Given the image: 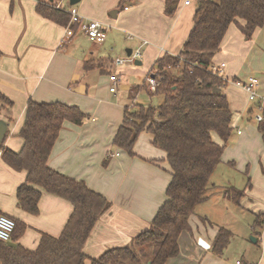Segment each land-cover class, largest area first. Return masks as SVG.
<instances>
[{
  "label": "crops",
  "instance_id": "crops-1",
  "mask_svg": "<svg viewBox=\"0 0 264 264\" xmlns=\"http://www.w3.org/2000/svg\"><path fill=\"white\" fill-rule=\"evenodd\" d=\"M53 1L56 0H0V92L13 101L11 108L0 101V119L9 124L5 145L19 151L23 147L19 132L30 100L64 102L80 107L88 115L81 125L70 121L64 123L48 163L60 173L84 180L112 202L84 247L88 255L86 264H92L93 258L100 257L110 248L131 244L135 236L149 229L167 200L166 191L172 175L166 153L153 144V135L148 131L139 135L134 147L135 156L115 146L113 141L123 123L126 107L130 108L132 104L159 106L164 102V96L152 95L147 86L136 88L144 84L146 74L157 59L166 53L178 55L182 51L194 26L197 0H190L189 4H186L187 0H179L173 14L167 13L166 0L80 1L77 9L84 18L105 25L104 43L92 41L79 29L71 37L66 36L65 26L42 16L37 10L39 2ZM239 22L244 24L245 20L239 19ZM108 28L115 30L108 32ZM144 41L147 44L142 47V63H134L144 66V70L141 67L132 71L130 67L125 68L126 63L119 67L114 64L116 58L125 56L107 57L108 49L135 50ZM120 52L123 53L122 49ZM222 63L225 64L222 77L228 80L223 92L233 111V130L237 128L238 135H244L237 120L246 122L251 129L250 122L256 121L259 104H264V26L258 27L251 39H246L238 25L232 23L212 64L220 66ZM124 68L127 73L143 79L131 86H121L125 92L118 95V88L111 91L110 76L117 74L120 77ZM249 77L259 81L255 101H251L248 93L235 83L236 80L245 82ZM134 89L137 93L132 95ZM144 92L151 99L149 103L140 99ZM251 132L254 133L253 129ZM214 139L222 143L219 136L214 135ZM226 147L222 162L227 158L226 162L231 166L240 164L226 156ZM262 154L260 165L264 169V149ZM105 160H108L107 164ZM258 169L261 172V168ZM26 176V171L13 169L0 157V214L24 223L25 230L18 242L35 250L43 233L54 237L61 235L73 205L69 200L43 190L38 214L22 209L17 202V190L26 181ZM215 185L217 188L205 202L222 203V211L205 213L199 209L200 215L194 212L189 229L180 234L179 255L168 259L166 264H236L237 260L243 264H264V225L256 224L257 217L264 215V173L262 179L258 178V185L254 180V186L245 188V196L239 204L224 191L235 185ZM239 209L247 213L248 223L243 232L236 228ZM220 228L229 230L231 238L222 254H217L213 243ZM252 236L256 237L255 242ZM145 262L141 260L140 264L148 263Z\"/></svg>",
  "mask_w": 264,
  "mask_h": 264
},
{
  "label": "trees",
  "instance_id": "trees-1",
  "mask_svg": "<svg viewBox=\"0 0 264 264\" xmlns=\"http://www.w3.org/2000/svg\"><path fill=\"white\" fill-rule=\"evenodd\" d=\"M178 2L166 0L168 14L174 13ZM37 10L62 26L69 24L71 15L51 2H39ZM239 19L245 23L241 24ZM232 23L238 25L246 39H251L254 31L264 26V0H197L194 26L182 51L178 55L166 53L151 69H158L160 85L156 91L149 92L164 96V102L159 106L135 104L132 109L126 107L114 145L135 156L139 135L143 131L150 132L153 144L166 153L172 180L166 191L167 200L150 228L135 236L131 244L110 248L93 258L92 264H139L142 258L149 256L146 251L149 246L153 250L147 264L150 261V264H166L168 259L179 255L180 234L189 229L196 207L217 188L211 178L233 132V111L223 92L228 80L210 70ZM73 29L78 30V25L74 24ZM0 101L9 108L13 106V101L1 92ZM87 118L88 115L75 105L30 100L19 132L23 139L21 150L7 147L6 137L0 143L3 161L15 170L27 172L26 181L17 190V202L22 209L38 214L43 190L73 205L61 235L54 237L43 233L35 250L18 242L25 225L14 219L16 229L11 239L14 245L0 240V264H86L85 244L112 202L84 180L56 171L48 161L64 123L81 125ZM258 130L264 140V120L258 122ZM214 134L222 143L214 139ZM251 186L249 177L247 187ZM245 192L235 186L225 189V194L238 204ZM256 224L263 227L264 215L257 217ZM230 238L231 232L220 228L213 243L214 252L222 254Z\"/></svg>",
  "mask_w": 264,
  "mask_h": 264
},
{
  "label": "rangeland",
  "instance_id": "rangeland-1",
  "mask_svg": "<svg viewBox=\"0 0 264 264\" xmlns=\"http://www.w3.org/2000/svg\"><path fill=\"white\" fill-rule=\"evenodd\" d=\"M59 1L60 0H56L55 2H59ZM63 4L65 7H68V8L71 7L69 0H63ZM79 4L80 3H77L75 5V7L77 8ZM112 30H115V29L108 28V32H110ZM103 48L107 49V48H105V46ZM121 49H122L123 53L120 52ZM108 50H110V53H108V56H107L109 58H116L117 56H120V55L122 57L128 56L127 50L125 47L124 48L120 47L119 50H117L115 48L114 51H111L112 49H108ZM127 67H130V69H132V71H136L137 69H140L141 67L143 70L145 69L144 66H139V65H136L134 63H130V64L126 63L125 68H127ZM125 68H124V70L121 71V76L119 77V81L117 83V88H118L117 94L118 95H122V93L125 92V90L121 86L126 85V84L131 86L133 84H137L139 82H142V79H143L142 77H139L137 74L127 73ZM116 69H118V68L116 67ZM124 73H126V74L123 75ZM101 75H103V74H101ZM146 76H147V74H146ZM100 78L103 79L104 76H101ZM144 85L147 86L146 84H144ZM144 88H146V87H144ZM148 90L149 89L147 87V91ZM102 91H104V89H102ZM136 93H137V90L134 89L132 91V95H134ZM148 96L149 95L146 92H144L143 95L140 97V99L141 100L144 99V101L146 103H149L151 101V99ZM140 99H138V101H140ZM154 101L156 103V100H154ZM155 103H153V104H155ZM132 108H134V104L131 105L130 109H132ZM237 123L239 124V127L244 131V135H238V133H237L238 129L234 128L232 136H231L230 140L227 142L228 145L226 147V150H227L226 156L229 157L230 160L236 161L237 164H238V162H240V164H238L239 166L238 165L231 166L228 164V162H226V160H227V158H226V160H224V162L221 161V163L218 165L214 175L211 178V181L216 183L217 185H224V184H230L231 183L232 185H235L236 187H238L240 189H245V188H248L247 185H248L249 177L251 178V184H253V186H254V180H256V183L258 185V178L262 179V174L264 173V169L260 165V158L263 156L262 151L264 149V140H263V137L260 134V132L257 130L258 122L257 123H256V121L250 122V124L253 126V128L251 126V129H253L254 133H252L251 129L249 127H247L248 124L246 122L238 119ZM255 123H256V125H255ZM145 133H147V132H145ZM214 135L217 137L216 134H214ZM244 161H245V163H244L245 166L242 164ZM167 165H168V170L170 171V166H169L168 162H167ZM258 167L261 168V172H259ZM219 190L223 192V190L221 188ZM224 191H225V189H224ZM245 191H246V189H245ZM216 194H218V193H216ZM221 207H222V203L220 205H217V203L215 201L209 200L208 202L204 201V203L201 204L200 207L197 206L195 209V212H197V215H200L199 213H201V211L199 209H201L202 212H205V213H219L220 211H222ZM239 210H240V212H239L240 217H239V219H236V228H238V230L240 232H243L245 230V226L248 223L247 218L245 216V214H247V213L246 212L244 213V211L242 209H239ZM245 232H247V231H245ZM135 249L137 251H139V248H137V246L135 247ZM152 250H153L152 246H149L147 248L146 251L148 252L149 256L147 255L148 257L142 258L141 259L142 262L146 263L145 261H147L151 257L150 255L152 253Z\"/></svg>",
  "mask_w": 264,
  "mask_h": 264
},
{
  "label": "built area",
  "instance_id": "built-area-1",
  "mask_svg": "<svg viewBox=\"0 0 264 264\" xmlns=\"http://www.w3.org/2000/svg\"><path fill=\"white\" fill-rule=\"evenodd\" d=\"M70 1V0H69ZM82 1V0H80ZM190 0L186 1V4H189ZM52 5L57 9H61L63 11L68 12L71 15L69 24L66 26V36L71 37L75 34L76 30L73 29V25L77 24L78 29L81 30L89 39L98 43H104L106 40V27L103 23L97 20H91L84 18L75 7L76 4H71V7H65L63 4V0L59 2H52ZM147 44L146 41L139 48L132 50L130 56L125 58L118 57L115 59L114 64L119 67L124 65L125 63H135L137 60H141L143 56L142 47ZM225 67V64L222 63L220 66L211 65L210 70L222 76V68ZM159 71L158 69H153L150 71L145 79V84L148 89L152 92L156 91L157 87L160 85L159 81ZM110 79L113 83L111 86V91L115 92L117 90V83L119 81V77L117 74H112ZM237 85L242 87L249 95V99L251 101H255L257 99L256 87L258 86V79L256 77H249L247 81H235ZM259 112L256 114L255 118L257 122H261L264 120V104H259L258 106ZM16 229V221L9 215L0 214V240L1 241H11L13 233ZM236 264H243L241 260H237Z\"/></svg>",
  "mask_w": 264,
  "mask_h": 264
},
{
  "label": "water",
  "instance_id": "water-1",
  "mask_svg": "<svg viewBox=\"0 0 264 264\" xmlns=\"http://www.w3.org/2000/svg\"><path fill=\"white\" fill-rule=\"evenodd\" d=\"M80 0H70V4H77L79 3ZM132 53V49H128L127 50V55L130 56ZM136 64H141L142 61L141 60H137L135 62ZM215 90H219L218 88H215ZM8 128H9V124L4 120V119H0V143H2V141L5 139L7 132H8ZM251 239L255 242L257 239L256 237L252 236ZM8 244L10 245H14V242L12 241H8ZM151 263V261L149 262V264Z\"/></svg>",
  "mask_w": 264,
  "mask_h": 264
}]
</instances>
